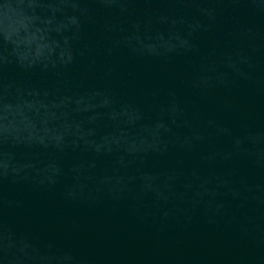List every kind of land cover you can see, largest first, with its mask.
<instances>
[{
	"label": "water",
	"instance_id": "water-1",
	"mask_svg": "<svg viewBox=\"0 0 264 264\" xmlns=\"http://www.w3.org/2000/svg\"><path fill=\"white\" fill-rule=\"evenodd\" d=\"M0 264H264V0H0Z\"/></svg>",
	"mask_w": 264,
	"mask_h": 264
}]
</instances>
